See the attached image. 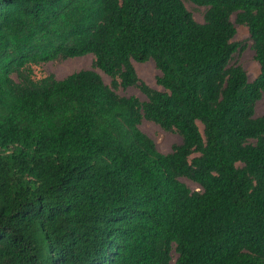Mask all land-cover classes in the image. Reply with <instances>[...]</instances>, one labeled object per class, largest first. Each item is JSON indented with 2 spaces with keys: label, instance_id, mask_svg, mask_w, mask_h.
<instances>
[{
  "label": "trees",
  "instance_id": "trees-1",
  "mask_svg": "<svg viewBox=\"0 0 264 264\" xmlns=\"http://www.w3.org/2000/svg\"><path fill=\"white\" fill-rule=\"evenodd\" d=\"M191 1L204 22L183 0H0V264H264V0ZM86 54L147 100L92 69L35 77ZM150 59L162 90L133 64ZM143 119L182 143L160 152Z\"/></svg>",
  "mask_w": 264,
  "mask_h": 264
},
{
  "label": "rangeland",
  "instance_id": "rangeland-1",
  "mask_svg": "<svg viewBox=\"0 0 264 264\" xmlns=\"http://www.w3.org/2000/svg\"><path fill=\"white\" fill-rule=\"evenodd\" d=\"M183 2L187 9L193 14L195 20L198 22H204L205 13L207 11L206 6L196 4L191 0H183ZM231 19L237 30L233 41L238 47L237 51L233 55L232 63L243 66L247 72L249 81H254L260 73V64L256 59V53L253 48V40L251 38L249 28L248 26L237 22L236 13L232 15ZM94 61L95 56L93 54H86L83 56L72 57L63 60L44 62L40 65L33 66V68L36 78H42L44 76L53 74L58 79L65 78L66 76L80 70L92 69L100 74L105 84L113 88L120 96H136L141 101L147 100V96L136 86H131L128 88H114L112 85V78L101 69L97 68L94 65ZM133 64L141 80L154 89H163L158 83V78L161 75V71L158 69L153 59L145 62L133 60ZM13 78L16 82H20L17 74H13ZM255 115L257 117L264 116V92L262 93L260 99L256 102ZM199 127L203 132L204 126L201 122H199ZM140 129L155 142L157 149L162 153L172 152L174 146L182 143V136L179 132L174 130H166L153 121L143 119L140 124ZM196 155H198V153L194 154L193 156ZM239 164L242 165L241 163ZM180 180L185 183L192 191L200 190V187L196 182L186 177H180ZM172 257V263H174L177 258L175 249L172 251Z\"/></svg>",
  "mask_w": 264,
  "mask_h": 264
}]
</instances>
